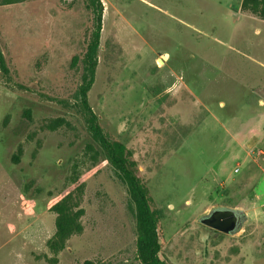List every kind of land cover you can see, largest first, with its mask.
Here are the masks:
<instances>
[{
	"label": "rangeland",
	"instance_id": "rangeland-1",
	"mask_svg": "<svg viewBox=\"0 0 264 264\" xmlns=\"http://www.w3.org/2000/svg\"><path fill=\"white\" fill-rule=\"evenodd\" d=\"M100 1L89 102L137 161L163 257L264 264V19L240 0ZM95 17L85 0H0V264H141L127 186L76 96ZM68 191L83 230L56 251ZM218 208L242 229L201 222Z\"/></svg>",
	"mask_w": 264,
	"mask_h": 264
},
{
	"label": "trees",
	"instance_id": "trees-1",
	"mask_svg": "<svg viewBox=\"0 0 264 264\" xmlns=\"http://www.w3.org/2000/svg\"><path fill=\"white\" fill-rule=\"evenodd\" d=\"M9 1L22 2L24 0ZM85 2L96 13V17L86 53L80 57H74V62H78L84 67L83 81L76 94L82 105V115L93 139L99 143L102 152L114 165L117 176L127 186L130 205L135 215L137 255L141 264H174L163 257L159 233L162 214L153 206L149 188L140 174L133 153L125 142L110 139L104 133L100 125V116L94 112L90 105L88 94L93 85L98 64L103 6L100 0H85ZM242 9L264 19V0H243ZM76 206L74 193L68 191L51 208L57 214V218L55 236L50 242V246L56 251L64 249L67 240L73 234L81 233L83 230L81 217L84 210L82 208L75 209Z\"/></svg>",
	"mask_w": 264,
	"mask_h": 264
},
{
	"label": "water",
	"instance_id": "water-1",
	"mask_svg": "<svg viewBox=\"0 0 264 264\" xmlns=\"http://www.w3.org/2000/svg\"><path fill=\"white\" fill-rule=\"evenodd\" d=\"M239 210L229 208H218L201 218V222L217 231L234 234L242 229L246 221L245 212L239 214ZM243 215L245 219L242 220Z\"/></svg>",
	"mask_w": 264,
	"mask_h": 264
},
{
	"label": "crops",
	"instance_id": "crops-1",
	"mask_svg": "<svg viewBox=\"0 0 264 264\" xmlns=\"http://www.w3.org/2000/svg\"><path fill=\"white\" fill-rule=\"evenodd\" d=\"M242 2H243V0H240V2L239 3H237V6H236V11H238V10H240L241 9V6H242ZM241 18V17H240ZM235 22V24L236 23H238V22H241V20L240 19H237V20H233L232 21V24ZM165 57V56H164ZM263 99L261 98L260 100H259V103L262 101ZM223 104V103H222Z\"/></svg>",
	"mask_w": 264,
	"mask_h": 264
},
{
	"label": "flooded vegetation",
	"instance_id": "flooded-vegetation-1",
	"mask_svg": "<svg viewBox=\"0 0 264 264\" xmlns=\"http://www.w3.org/2000/svg\"><path fill=\"white\" fill-rule=\"evenodd\" d=\"M239 214H243V213L240 211ZM244 219H245V216L243 215L242 220H244Z\"/></svg>",
	"mask_w": 264,
	"mask_h": 264
},
{
	"label": "built area",
	"instance_id": "built-area-1",
	"mask_svg": "<svg viewBox=\"0 0 264 264\" xmlns=\"http://www.w3.org/2000/svg\"><path fill=\"white\" fill-rule=\"evenodd\" d=\"M238 170V169H237Z\"/></svg>",
	"mask_w": 264,
	"mask_h": 264
}]
</instances>
